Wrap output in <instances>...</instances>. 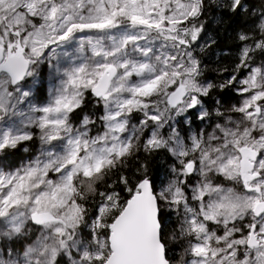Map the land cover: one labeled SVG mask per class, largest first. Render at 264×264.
Segmentation results:
<instances>
[{
	"label": "snow or ice",
	"instance_id": "snow-or-ice-1",
	"mask_svg": "<svg viewBox=\"0 0 264 264\" xmlns=\"http://www.w3.org/2000/svg\"><path fill=\"white\" fill-rule=\"evenodd\" d=\"M0 264H264V0H0Z\"/></svg>",
	"mask_w": 264,
	"mask_h": 264
},
{
	"label": "trees",
	"instance_id": "trees-1",
	"mask_svg": "<svg viewBox=\"0 0 264 264\" xmlns=\"http://www.w3.org/2000/svg\"><path fill=\"white\" fill-rule=\"evenodd\" d=\"M212 30L216 34L217 44L212 50L211 54L208 56V62L210 67L215 66L218 62L228 64L231 62L230 57L221 55L222 51H226L233 45V32L229 27L227 21L220 26H212ZM219 57V60L217 59Z\"/></svg>",
	"mask_w": 264,
	"mask_h": 264
}]
</instances>
